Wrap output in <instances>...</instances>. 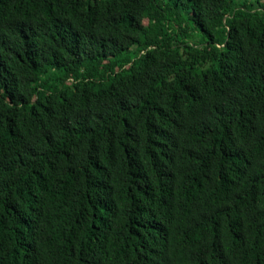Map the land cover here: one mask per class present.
Wrapping results in <instances>:
<instances>
[{
	"label": "trees",
	"instance_id": "trees-1",
	"mask_svg": "<svg viewBox=\"0 0 264 264\" xmlns=\"http://www.w3.org/2000/svg\"><path fill=\"white\" fill-rule=\"evenodd\" d=\"M0 264H264V0H0Z\"/></svg>",
	"mask_w": 264,
	"mask_h": 264
}]
</instances>
